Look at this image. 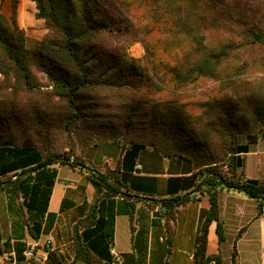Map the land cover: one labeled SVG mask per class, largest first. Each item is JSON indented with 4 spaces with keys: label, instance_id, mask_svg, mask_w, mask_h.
I'll list each match as a JSON object with an SVG mask.
<instances>
[{
    "label": "trees",
    "instance_id": "1",
    "mask_svg": "<svg viewBox=\"0 0 264 264\" xmlns=\"http://www.w3.org/2000/svg\"><path fill=\"white\" fill-rule=\"evenodd\" d=\"M31 1L37 39L18 22L21 0H11L10 16L0 0V193L13 218V237L0 226V256L14 252L16 264H36L25 255L27 237L39 240L58 221L49 205L64 165L86 168L99 195L74 225L73 256L48 248L46 264H112L116 210L133 229L135 193L149 202L157 192L158 178L135 169L152 146L199 170L170 177L169 196L149 205L169 219L187 194H208L193 263L222 264L207 253L212 221L225 240L219 191H241L264 213V180L244 176V154L264 137V0L250 8L233 0ZM119 34L144 44L145 63L117 43ZM210 80L207 98L189 99ZM241 134L250 141L240 143ZM97 137L119 144L115 169L99 172L78 155L80 143ZM118 197L125 208L116 209ZM123 256L146 264L145 254Z\"/></svg>",
    "mask_w": 264,
    "mask_h": 264
},
{
    "label": "crops",
    "instance_id": "2",
    "mask_svg": "<svg viewBox=\"0 0 264 264\" xmlns=\"http://www.w3.org/2000/svg\"><path fill=\"white\" fill-rule=\"evenodd\" d=\"M23 1L24 0H21L19 6L18 22L21 26L28 29L29 24L24 21L23 14L26 12V7L23 4ZM233 1L238 7H248L259 0H242V4H237L236 0ZM30 2L34 11L36 6L33 1ZM5 5L9 8L11 0H6L4 6ZM32 23L34 22L31 19L30 24ZM240 139L241 135L239 136V141ZM249 141L248 138V142ZM115 142L116 141L113 139H101V142L96 145V148H99L101 145L106 146V148L110 146H114L115 148V155L112 156V158L110 157V161L114 159V164L112 163L108 168L103 167L98 156H90V161L96 165L95 168L97 171L108 172L115 169V163L118 162L121 155V149H117L118 145ZM144 150H142V152L144 151V154H148L156 149L152 146H148V148ZM142 152L140 153V156ZM158 154L160 155H156L154 161L145 162V164L139 159L140 156L138 158L137 162L142 165V168L136 169V171H140L141 174L144 175L156 176L158 178L156 185L157 192L154 197L149 196V202L139 200L145 195L135 193L137 200L135 201L133 229L130 216L125 212H119L116 210L112 248L122 254V256L127 253H133L137 256L145 254L146 264H194L193 259L203 227L204 212L211 207L210 196L208 194H201L200 192L187 194V196H191V200L186 204L179 206L175 210L173 217L169 219L166 218L159 205H149V203L153 202V199L169 196L168 180L170 177L189 176L199 170L195 161L192 159L189 160L176 155L166 156L161 152ZM104 155L107 154L104 153ZM252 155L258 156L257 158H259V160L252 164V168L255 171L250 170L249 172V160ZM262 155H264V137H256V142L253 144L251 143L250 151L244 154L245 177L264 180L261 178L262 161L260 160V157ZM148 163H150V165H148ZM168 163L170 164L169 169H167ZM59 166L61 165H57V168ZM72 170L75 174H78V179L74 180V182H63L62 189L58 186V181H56L49 205V211L58 213V219L62 216L61 230L58 228L59 220L48 235L45 234L47 238L45 241L43 235H41L39 240H34L29 236V239H27L29 245L38 242V247H46L44 244L49 241V248L55 250L58 254L62 253L66 258L73 256L71 243L74 225L80 217L86 215L89 206L99 195L98 190H92L91 194H88L89 186H91L92 182L88 178V170L86 168H76ZM256 170H258L260 174ZM257 173L260 177H253L254 175H258ZM58 179L59 176L57 180ZM82 182H84V184ZM83 187L84 192L80 190H83ZM187 191L188 190H181L180 193H186ZM78 192H83L82 200L80 202L77 200ZM0 195V201L2 204V211H0V226L5 233V238L13 237V218L8 210L7 195L5 193L3 194V192L0 193ZM116 199V209L122 207L125 208L124 206L126 203L124 198L118 197ZM128 200L131 201V199ZM121 202L123 203L121 204ZM219 202L220 218L225 230V240L220 242L217 234V221H212L208 228L207 253L209 255L219 254L221 256V263L224 264V255L226 253L228 254L229 251L233 249V256L235 252L236 258L239 256L238 262L235 261L236 264H242L241 261L244 253H249L252 257V241L254 239L253 235L256 232L253 227V221L256 219L258 220L260 217L261 225L264 227V213L259 215L258 202L256 200L249 198L245 193L235 189H221L219 191ZM256 239L257 238L255 237V240ZM47 249L48 247L45 248L46 251ZM262 250V262L264 264V238L262 242ZM8 256L10 257L9 261H4L2 264H16L15 259H13L15 253L12 252ZM43 256L44 259H47L48 257L45 252H43ZM124 262L125 264H132L130 261L127 262L125 258Z\"/></svg>",
    "mask_w": 264,
    "mask_h": 264
},
{
    "label": "rangeland",
    "instance_id": "3",
    "mask_svg": "<svg viewBox=\"0 0 264 264\" xmlns=\"http://www.w3.org/2000/svg\"><path fill=\"white\" fill-rule=\"evenodd\" d=\"M30 1L31 0H24L23 1V4L26 7V12L23 14L24 15V21L26 23H28V24H30V22H31V14L33 12V8L31 7V2ZM114 2H116V1H114ZM236 2H237V4H242L243 3L242 0H236ZM255 4H253L251 6H248V7H242V8H250V7L254 6ZM34 5H35V3H34ZM2 10L8 16H10V14H11V6H9V8H7L6 5H5V6H3ZM124 11H125L126 16H128V17H130L132 15L134 16V13L131 10L124 9ZM131 20H132V18H131ZM142 23L144 24L145 22L143 21ZM29 27H30V29L28 31V36L30 37V39H37V37L39 36V33H40L39 28H41V27L37 26V25L36 26L35 25H33V26L29 25ZM121 35L122 34L118 35L120 39L118 40L117 43L118 44H122V45H128L127 50L130 53V55L134 56V57L141 58L142 59V63H145L146 62V59H145L146 50H145L144 44L141 41H132L131 42L129 40L130 38H127V40H125V38L123 36H121ZM212 82L213 81H211V80L205 82L203 87L197 88L194 91V95L193 96H189V99L190 100H199V99L202 100V99L207 98L212 93V88H209V85H211ZM101 139H111V138H101ZM101 139H100V137L95 138V140L91 141L89 146L82 145L80 143L79 146H78V149H77L78 150V155L80 157H84L85 163L88 164L89 166H93V167H96V165L93 164V162L90 161V156L96 155V156H98L100 158L103 167L104 168L105 167L108 168V167L111 166L112 163L114 164V159L112 161H110V160H111L112 156L115 155V148H114V146H112V147L110 146V147L106 148V146H103V145H101L99 148H96V145L101 142ZM239 142L248 143L247 135L241 134V139H240ZM116 144L118 145L117 149L120 150L121 148H120L119 144L118 143H116ZM144 151H146V150H144ZM144 151L142 152V154H141V156L139 158L143 164H145V162L154 161L155 156L156 155H160V154H158V153H160L158 150H154L153 152L148 153V154H144ZM104 153L107 154L109 157L107 155H104ZM105 156H107V157H105ZM257 157L258 156H255V155L250 156V160H249L250 161V166H248L249 172H250V170L255 171L252 168V164H253V162L259 160V158H257ZM72 158L74 159V156ZM260 160L262 161L261 178L264 179V164H263L264 163V155H262L260 157ZM115 164L117 165V162ZM148 165H150V163H148ZM169 168H170V164L168 163L167 164V169H169ZM58 169H59V175H58L59 179L57 180L58 181L57 184H58L59 187H61V189H62L63 182H65V181H70V182L73 181L74 182V180L78 179V174H75L74 171L71 168H69L68 166H64V165L62 166L61 165V166L58 167ZM256 171L259 173L258 170H256ZM259 174L258 175H254L253 177H257V176H259ZM82 183L84 184V182H82ZM80 190L84 192V187H83V190L82 189H80ZM92 190H94V191L97 190V187L94 184H91V186H89L88 194H91ZM83 192L82 193L78 192V194H77V200L79 202L82 200ZM1 195H0V197H1ZM0 211H2L1 201H0ZM260 219L261 218L259 217L258 220L256 219V220L253 221V223H254L253 227H254V230L256 232L253 235L254 239L252 241V257H251V254L249 255V253H244L243 256H242V261H241L242 264H263V262H262L263 261L262 242H263V238H264V227H263V225H261ZM58 221H59V227L58 228L61 230V228H62V216L60 217V219H58ZM45 234L48 235V233L42 234L44 241L47 239ZM61 236H62V234H61ZM255 237L257 238L256 240H255ZM27 239H29V237H27ZM45 248L46 247H43V246L37 247V249H36L37 250V254L40 255V256L43 255V252H44L43 250H45ZM232 256H233V249L231 251H229L228 254L226 253L224 255V264H232V261H233ZM238 258H239V256H237V258H236L237 262H238ZM35 263L36 264H46V259H43V261H41V262H37L36 261Z\"/></svg>",
    "mask_w": 264,
    "mask_h": 264
},
{
    "label": "built area",
    "instance_id": "4",
    "mask_svg": "<svg viewBox=\"0 0 264 264\" xmlns=\"http://www.w3.org/2000/svg\"><path fill=\"white\" fill-rule=\"evenodd\" d=\"M71 160H73V158ZM141 168H142V165L137 162L135 165V169H141ZM38 245H39L38 242H34V243H31L29 245V248L25 252L27 259H34L37 262L43 261V259H44L43 255L40 256L37 254L36 249H37ZM45 245H46V247L49 248L50 247L49 241L46 242L44 244V246ZM44 252L48 255V250L47 251L45 250ZM111 254H112V264H125L122 254H120L114 248L111 249ZM9 259H10V257L8 255L0 256V264H2L4 261H9ZM24 264H26V263H24ZM208 264H218V262L215 259H212L209 261Z\"/></svg>",
    "mask_w": 264,
    "mask_h": 264
}]
</instances>
